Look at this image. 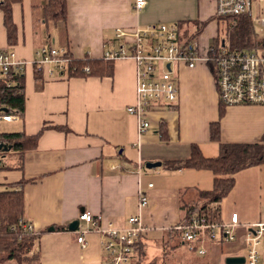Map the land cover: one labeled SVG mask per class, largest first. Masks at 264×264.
I'll return each instance as SVG.
<instances>
[{
	"label": "crops",
	"instance_id": "obj_1",
	"mask_svg": "<svg viewBox=\"0 0 264 264\" xmlns=\"http://www.w3.org/2000/svg\"><path fill=\"white\" fill-rule=\"evenodd\" d=\"M43 1L22 0L13 5L18 34L15 45L8 43L0 10V47L13 49L16 60L25 62L26 96L24 117L0 120L14 126L12 131L2 132L36 135L47 128L37 148L26 152L23 164L18 158L11 165L15 174L5 182L26 181L24 218L34 232H45L31 254H40L39 264H104L100 234L91 230L86 244L78 242L80 231L91 228L79 219L87 210L95 217L103 216V225L111 222L118 228L128 226L130 217L140 216L150 229L144 240L149 235L168 239L166 243H172L173 249L185 246L190 252L208 256L210 264H227L228 257L246 258L247 232L264 222V164L239 172L235 187L219 206L223 224L230 223L233 214L239 217L234 240H207L203 243L206 253L199 254L181 239L167 236L170 228L184 221L183 205L199 201V192L213 187L214 175L208 170H168L163 166L188 159L192 144H198L206 157L219 154V144L210 139V125L219 118L220 99L209 64L174 66L178 101L173 107L149 112L151 127L142 134L138 118L128 112V106L136 102L134 59L114 61L111 77H68L52 65L38 64L40 51L49 46L66 50L75 59H102L106 50L122 45L115 38L116 29L133 30L156 23L176 22L182 38L188 39L196 33V24L207 22L192 39L205 52L217 37L211 28L218 23L212 19L216 1L146 0V5L136 10L135 0H67V22L49 26L42 18ZM36 66L41 70L39 80ZM161 121L168 126L167 141L160 139ZM263 136V105L227 107L221 120L223 142L253 143ZM155 162H161V167H146ZM141 192L148 197V205L142 209ZM76 220L79 225L72 231L69 225ZM61 226L68 229H56ZM52 227L54 231L49 230ZM259 251L264 264V237Z\"/></svg>",
	"mask_w": 264,
	"mask_h": 264
},
{
	"label": "built area",
	"instance_id": "obj_2",
	"mask_svg": "<svg viewBox=\"0 0 264 264\" xmlns=\"http://www.w3.org/2000/svg\"><path fill=\"white\" fill-rule=\"evenodd\" d=\"M216 16L229 17L251 14L256 2L260 5L264 0H215ZM146 0H135L134 8L142 9ZM1 13V11H0ZM259 21V20H258ZM264 27V18L260 21ZM115 38L121 42L118 48L106 50L107 60L132 58L136 62V102L128 106V112L138 118L139 132L145 133L151 123L147 115L160 107H173L179 98V86L174 66L184 64L194 68L198 62L215 64L216 86L220 101L230 106H264V37L258 40V48L252 51H234L221 42L216 45L210 43L204 52L199 45L186 38H182L179 24L156 23L146 27H136L133 30L118 28ZM41 66L52 65L54 70L64 75L70 56L66 50L52 46L44 47L40 51ZM25 62L16 60L13 49L0 47V76L8 86L17 84L13 77L23 74ZM88 70L87 68L85 69ZM52 71V70H51ZM53 73V71H52ZM19 116L0 113V120L12 122ZM0 145H4L0 141ZM152 186V184H150ZM148 205V197L141 192L139 207ZM79 219L91 228L80 231L78 242L86 244V235L91 230L101 235V248L105 257L104 264H133L135 259V245L141 237L145 238L150 229L145 226L140 216L128 219V226L118 228L109 222L103 225V216H93L85 210ZM239 225L237 214L232 215L230 223L218 224L205 214H195L184 220L174 229L180 233V239L192 251L205 254L203 243L207 240L224 238L234 240L235 230ZM23 228L34 232L33 226L26 222ZM247 232L246 264H261L259 247L264 237V222L254 224Z\"/></svg>",
	"mask_w": 264,
	"mask_h": 264
},
{
	"label": "trees",
	"instance_id": "obj_3",
	"mask_svg": "<svg viewBox=\"0 0 264 264\" xmlns=\"http://www.w3.org/2000/svg\"><path fill=\"white\" fill-rule=\"evenodd\" d=\"M22 0H0V10L3 12V23L7 30L8 43L15 45L18 41L17 26L13 20L12 7ZM42 18L46 26L51 24L66 23L68 19L67 0H44L41 4ZM219 24L227 22L229 24V38L234 51H252L258 48V36L254 28L251 14L218 17L213 16ZM196 24L197 31L188 40H192L202 32L206 25ZM180 26V24H179ZM216 45L222 42L217 36L213 41ZM70 62L65 73L68 77H111L114 74L115 62L113 60L93 59L88 56L75 59L71 54ZM212 74L216 80L215 64H210ZM88 69L87 71L85 69ZM35 76L41 78V70L35 67ZM13 77L17 84L8 86L5 79L0 76V113H7L19 116L21 119L25 114V78L24 74ZM217 88V86H216ZM218 92V90H217ZM227 106L221 101L219 104V118L210 125V139L219 144V154L216 157H206L198 144H192L190 157L184 161H168L163 166L168 170L195 169L208 170L214 175L213 187L210 190L199 192V201L183 205L186 211L185 219H190L195 214H205L210 220L222 224L219 206L230 194L236 184V175L248 168L262 166L264 164V136L260 141L253 143H226L221 139V120L226 114ZM36 135H27L25 132H2L0 131V141L17 153L19 164H23V159L27 151L36 149L38 141L44 130ZM65 130L64 127H57ZM159 135L162 141L169 139L168 126L165 121L160 122ZM0 150V170L7 169V163L2 158L8 153ZM26 181L21 180L15 183L0 184V264L8 261H15L17 264H39L40 254L32 253L38 243L42 233L29 232L23 228L26 223L24 218L26 199L24 185ZM57 230H67V227H57ZM47 232V231H46ZM148 233L146 234V237ZM168 238L180 239V233L174 228H170L167 233ZM145 237V238H146ZM145 238L141 237L135 245V259L133 264H157V260L146 263L148 244ZM167 244L168 239L162 240ZM180 242V241H179ZM161 264H165L164 261Z\"/></svg>",
	"mask_w": 264,
	"mask_h": 264
},
{
	"label": "rangeland",
	"instance_id": "obj_4",
	"mask_svg": "<svg viewBox=\"0 0 264 264\" xmlns=\"http://www.w3.org/2000/svg\"><path fill=\"white\" fill-rule=\"evenodd\" d=\"M263 18H264V1H262L260 5L258 4V2H256L252 10V19H253L255 31L258 36V40L264 37V27L260 22ZM211 26H212L211 28H213V30L216 31L217 36L220 38V41L222 42L226 41V44L232 49V45L228 34L230 30L229 24L225 21V22H221L220 24L219 23H216L214 25L212 24ZM12 127L14 126L7 125L6 123L0 121V131H6V130L12 131ZM2 159L5 163L8 164V166H11L18 160L17 153L15 151H11L8 153L7 157ZM13 172L14 171L10 168L1 169L0 183L11 181L13 175L15 174ZM210 174L212 173L210 172ZM156 237L149 235L148 240H146L148 244L147 256L145 258L146 263L152 261L153 258H156L157 264H161L163 261L165 264H210L207 263L206 261L208 256H200L198 254L190 252L189 250H187L185 246H180L173 249L172 243L164 244L162 242V239H158V237L157 238ZM218 239L219 236L217 237V240ZM5 264H17V263L15 261H9L6 262Z\"/></svg>",
	"mask_w": 264,
	"mask_h": 264
},
{
	"label": "water",
	"instance_id": "obj_5",
	"mask_svg": "<svg viewBox=\"0 0 264 264\" xmlns=\"http://www.w3.org/2000/svg\"><path fill=\"white\" fill-rule=\"evenodd\" d=\"M223 45H224V41L222 42ZM0 150H4L6 152H9L11 150L10 147L6 146V145H0ZM162 163L161 162H155V163H147L146 164V167L148 169H153V168H157V167H161ZM79 225V221L76 220L74 222H72L70 225H69V229L74 231L77 229ZM54 227L50 228L49 230L50 231H54ZM246 262V258L244 257H228L227 260H226V263L227 264H245Z\"/></svg>",
	"mask_w": 264,
	"mask_h": 264
}]
</instances>
